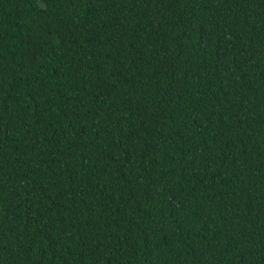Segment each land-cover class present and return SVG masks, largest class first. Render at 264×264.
<instances>
[{
    "label": "trees",
    "instance_id": "16d2710c",
    "mask_svg": "<svg viewBox=\"0 0 264 264\" xmlns=\"http://www.w3.org/2000/svg\"><path fill=\"white\" fill-rule=\"evenodd\" d=\"M0 264H264V0H0Z\"/></svg>",
    "mask_w": 264,
    "mask_h": 264
}]
</instances>
